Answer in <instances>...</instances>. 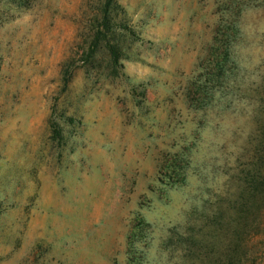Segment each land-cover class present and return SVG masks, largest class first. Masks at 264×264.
I'll return each mask as SVG.
<instances>
[{
	"label": "rangeland",
	"instance_id": "374dc122",
	"mask_svg": "<svg viewBox=\"0 0 264 264\" xmlns=\"http://www.w3.org/2000/svg\"><path fill=\"white\" fill-rule=\"evenodd\" d=\"M217 1L120 0L116 71L84 60L96 0L0 11V264H264V6L202 103Z\"/></svg>",
	"mask_w": 264,
	"mask_h": 264
},
{
	"label": "trees",
	"instance_id": "16d2710c",
	"mask_svg": "<svg viewBox=\"0 0 264 264\" xmlns=\"http://www.w3.org/2000/svg\"><path fill=\"white\" fill-rule=\"evenodd\" d=\"M23 1L0 0V11H7L9 8H14V5H20ZM217 4L220 9L218 33L222 41L220 42L219 48L216 49V53L211 58L212 64L215 67L212 68V71H207L205 76L201 74L199 80L194 83L195 89L193 96L197 95L202 103H207L211 99L215 90V84L222 77V69L227 60H229V45L237 36L238 24L243 15L242 13L252 6L263 7L264 0H218ZM95 5L94 12L88 20V32L84 36L83 41L88 46L84 60L87 62L98 51L104 50L109 66L116 71L122 67L123 43L126 40L133 43L138 42L140 41V36L130 23L126 12H124L120 4V0H96ZM262 88H264V85H262ZM181 155L185 154L181 152ZM259 162L264 164V156L259 157ZM255 185L256 187L252 190L241 194L243 195V203L241 205L240 218L244 219L250 207H260V195L264 187L263 174L257 173L255 176ZM244 228L245 224L243 223L242 229Z\"/></svg>",
	"mask_w": 264,
	"mask_h": 264
}]
</instances>
